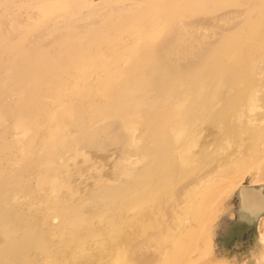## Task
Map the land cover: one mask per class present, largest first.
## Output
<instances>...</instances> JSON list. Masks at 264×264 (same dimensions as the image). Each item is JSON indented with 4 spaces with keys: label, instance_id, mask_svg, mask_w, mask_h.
Listing matches in <instances>:
<instances>
[{
    "label": "rangeland",
    "instance_id": "374dc122",
    "mask_svg": "<svg viewBox=\"0 0 264 264\" xmlns=\"http://www.w3.org/2000/svg\"><path fill=\"white\" fill-rule=\"evenodd\" d=\"M77 152L102 178L68 184ZM244 187L264 194V0H0V264H264Z\"/></svg>",
    "mask_w": 264,
    "mask_h": 264
},
{
    "label": "bare ground",
    "instance_id": "6f19581e",
    "mask_svg": "<svg viewBox=\"0 0 264 264\" xmlns=\"http://www.w3.org/2000/svg\"><path fill=\"white\" fill-rule=\"evenodd\" d=\"M58 2H61V0H57ZM61 4V3H60ZM52 5V4H51ZM50 5V6H51ZM55 5H57V4H55ZM53 7V6H52ZM46 9V8H45ZM45 9H43L42 10V8H41V10L39 9V11H41L40 12V14L41 15H47L48 13H51L50 11H52V10H45ZM50 9V8H49ZM152 38H153V34H151L150 35ZM148 65H151V63H147ZM149 78H145V80L147 81ZM138 90V89H137ZM158 101H159V99L157 98V97H154V96H152L151 98H148V100L146 101V103L148 104V106L149 107H153V106H155L157 103H158ZM128 103V102H127ZM133 104V106H134V108L135 109H138V108H140L141 106H142V104H143V102H142V99H140V100H135L134 101V103H132ZM214 109H212V111H213ZM228 111V110H227ZM225 114H227V113H225ZM223 115L224 114H222V117H223ZM227 115H224V117H226ZM226 119V118H225ZM223 123V122H222ZM216 127H215V122H209L208 124H207V129H208V131L210 132L209 133V137L210 136H212V138H208L209 139V143L210 144H216V142H218L219 141V137L220 136H222V135H225V132H226V130L228 129V127L226 126V124L225 123H223L222 124V127L221 128H218L217 127V129H215ZM194 146V148H201V143H199V144H194L193 145ZM76 155H80L81 157H82V161L78 164V169H77V171H73V170H71V169H67L66 170V179H67V182H68V184L69 185H72L71 184V182H72V179L74 178V177H83V175L86 173V174H89L90 175V177L91 178H94L95 180H98V179H100V178H102V167H103V160H101V159H99V161L98 162H96V161H93V160H91V158L88 156V155H86L85 153H83V152H77V153H75V155L74 156H72V158L71 159H73ZM76 166V165H75ZM75 179H77V178H75ZM4 230H1V232H0V237H2L3 238V236H4V232H3Z\"/></svg>",
    "mask_w": 264,
    "mask_h": 264
},
{
    "label": "water",
    "instance_id": "95a60500",
    "mask_svg": "<svg viewBox=\"0 0 264 264\" xmlns=\"http://www.w3.org/2000/svg\"><path fill=\"white\" fill-rule=\"evenodd\" d=\"M244 189H247V190L252 191V192L255 190V189L248 188V187H244ZM254 192L258 193V194L262 197V198H261V197L258 195V196L260 197V199H263V201H264V194H262V193L259 192V191L257 192V190L254 191ZM238 195H239V205H240V207H241V204H243L244 201H243V199H242V196H241V192H240V190H239Z\"/></svg>",
    "mask_w": 264,
    "mask_h": 264
}]
</instances>
